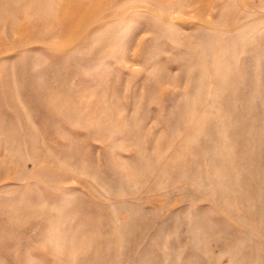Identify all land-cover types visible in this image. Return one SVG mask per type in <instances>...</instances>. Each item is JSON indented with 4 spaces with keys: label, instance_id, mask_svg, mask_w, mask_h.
Masks as SVG:
<instances>
[{
    "label": "rangeland",
    "instance_id": "374dc122",
    "mask_svg": "<svg viewBox=\"0 0 264 264\" xmlns=\"http://www.w3.org/2000/svg\"><path fill=\"white\" fill-rule=\"evenodd\" d=\"M0 264H264V0H0Z\"/></svg>",
    "mask_w": 264,
    "mask_h": 264
}]
</instances>
